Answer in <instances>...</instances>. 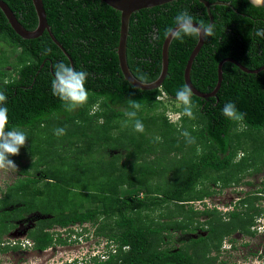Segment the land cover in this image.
<instances>
[{
	"label": "trees",
	"instance_id": "16d2710c",
	"mask_svg": "<svg viewBox=\"0 0 264 264\" xmlns=\"http://www.w3.org/2000/svg\"><path fill=\"white\" fill-rule=\"evenodd\" d=\"M4 1L24 27H37L33 0ZM208 1L230 5L211 7L214 35L205 39L193 62L191 80L202 92L216 87L218 65L224 58H235L250 70L264 66V38L255 35L257 29L264 28V5L254 6L251 0ZM43 3L52 32L71 56L74 68L88 73V100L72 113L64 111L51 92V82L54 65L62 61L73 67L70 58L47 31L37 38L20 36L0 8V43L7 46L0 47V91L7 96L8 109L6 131L16 128L28 137L27 154L9 158L16 163L29 158L17 180L0 196V251L18 249L12 244L2 246V236L18 226L16 220L34 211L46 215L28 231L33 249L38 251L68 242L78 224H93L95 234L113 247L106 259L94 258L90 264L219 263L226 237L235 232L255 235L254 226L264 208L252 199L264 198V186L240 197L227 211L219 207L195 209L193 204L215 193L212 184H251L248 177L264 167V68L246 72L231 61L225 62L217 95L193 94L194 118L183 115L182 107L175 105L173 111L180 117L172 120L169 111L176 91L186 85L185 67L198 38L172 40L162 85L142 89L125 79L119 64L120 10L102 0ZM183 10L194 22L210 23L200 0H174L133 12L127 59L140 81L159 77L164 31L174 27V17ZM154 33L160 36L156 41L152 40ZM45 45L52 50L47 56L43 54ZM129 99L142 105L137 118L144 132H135L130 122V144L123 143L120 148L115 132L127 119L123 109ZM230 101L244 113L243 121L222 115ZM56 128H65L66 134L57 137ZM184 130L195 143L186 142L181 135ZM208 178L209 182H203ZM123 187L129 191L123 192ZM157 205L165 206L170 219L147 222L142 211L155 210ZM204 215L205 227L193 226ZM58 226L69 235L63 237L64 233L55 229ZM189 228H199L206 235L199 233L174 246V231L186 235ZM214 251H218L216 255H212Z\"/></svg>",
	"mask_w": 264,
	"mask_h": 264
},
{
	"label": "clouds",
	"instance_id": "9594fccd",
	"mask_svg": "<svg viewBox=\"0 0 264 264\" xmlns=\"http://www.w3.org/2000/svg\"><path fill=\"white\" fill-rule=\"evenodd\" d=\"M251 4L254 6H258L260 4V0H251ZM173 24H174V27L166 28L163 34L166 38L170 40L183 42L186 37L207 39L208 37H212L214 35V27H215L214 24L205 25L204 23H194L192 15L187 10L180 11L174 17ZM255 35L258 37L264 38V28L257 29L255 31ZM159 38H160L159 33H154L152 35L153 41H156ZM51 51H52L51 48L47 47L46 45L44 46V52H43L44 55L47 56L51 54ZM87 77H88V73L86 71L84 70L78 71L75 68L65 64L62 61L57 62L54 65V78L51 82V92L54 96L59 98V100L62 102V107L65 112L72 113L76 111L78 108L82 107L87 102L88 91L85 87ZM141 78L143 79V77ZM162 95L164 94L163 93L160 94V96ZM192 95H193L192 88L188 85H184L183 87L179 88L176 91V95H175L176 101H174V102H177L176 106L182 107L183 115L189 117L190 119L194 118ZM209 97H213V96H209ZM6 101H7V96L4 94L3 91H0V170H7V171L14 172V171H17V165L9 157L19 154L20 148L25 145L28 137L24 131L18 130L16 128L6 131V126L8 122V115H7L8 109L6 107ZM141 107L142 105L139 101L132 100V99H129L127 101V107L123 109L124 115L127 118L122 123L123 127H127L129 123L131 122L133 130L135 132H138V133L144 132V125L142 121L137 118V113L139 112ZM173 109H174V106L169 111V115L172 118V120L178 119L180 117V113L173 111ZM222 115L226 117L228 120H231L234 122H240V121H243L244 119V113L239 112L238 109L236 108L235 103L231 101L226 103L224 107L222 108ZM65 134H66L65 128H56L54 130V135H56L57 137L63 136ZM181 135L185 138L188 144L195 143V138L192 137L191 134L187 130L182 131ZM156 140L158 141L160 140V138L156 137ZM239 199L237 201H239ZM199 202L204 203L206 207H219L217 203H213L214 205L212 206L209 203V201H207V198L204 201H199ZM236 202L230 203L229 205L231 207L230 209L234 208V204ZM227 210H224V211H227ZM263 218H264V212L257 219L260 220ZM257 222L259 221L257 220ZM88 223L90 222L78 224L77 226L73 227L75 229L74 233L76 234L79 233L76 231L77 229H80L81 230L80 233H82V234H78L79 236L84 235L85 233L89 232L92 229V227L88 225ZM258 227L259 226L257 225V227L255 228L259 230ZM85 228H87L88 230L86 231ZM15 229L16 228L11 229L10 232H13ZM55 229L58 230L57 228ZM63 229H59V230L61 232L66 231L65 228ZM18 235L19 233H16V234L13 233L12 235H7L2 240V243H1L2 246L12 244L14 246H18V248L29 250L30 253L39 252L38 250L33 249V243L31 239L29 238L28 234L25 236L23 235L18 236ZM77 240L79 241V239L77 238V239L71 240L70 242L72 241L76 242ZM108 244L109 243L106 240L103 243L102 249L101 250L98 249L100 252L95 253V254H87L88 256L87 259L86 257L80 259L79 257H76V256L75 257L66 256L63 259L64 261L62 260L61 264H90L94 260V258L95 259H106L108 256V252L113 247V246L110 247ZM49 248L43 250V252L47 251ZM9 250L12 251L13 249L10 248ZM9 250L0 251V264H2L3 262L11 263V264H36V262L33 263L32 261L20 262V263L15 261L14 263H12L11 259H9L10 257H7V258L4 257ZM94 251L96 252V250ZM259 254H264V252L262 251ZM40 264H47V263H40Z\"/></svg>",
	"mask_w": 264,
	"mask_h": 264
},
{
	"label": "rangeland",
	"instance_id": "374dc122",
	"mask_svg": "<svg viewBox=\"0 0 264 264\" xmlns=\"http://www.w3.org/2000/svg\"><path fill=\"white\" fill-rule=\"evenodd\" d=\"M0 47L7 48L5 43H0ZM18 52V51H17ZM17 52H14L12 54V57L15 58L17 55ZM8 53L11 54V50L8 48ZM177 105V102H172V107ZM125 121V119H123ZM131 126L128 125L127 127H123L122 124L117 127V131L115 132L117 134V137H120V141L118 142L115 140L116 144H121L118 145V147L122 148L123 143L125 145H129L131 140L129 139V133L131 131ZM115 144V145H116ZM132 145L129 146L128 150H130ZM28 148V143L26 142L24 146L20 148L19 153L20 154H27V149ZM117 151V150H115ZM123 152H127V149H123ZM129 154L125 155V158L128 160L129 159ZM14 163L17 165V171H7V170H0V196L3 195L2 192L6 191L7 186L13 184L20 175V170L24 164L29 163V158L27 157H22L20 163ZM130 163V162H129ZM131 165V164H130ZM172 173V172H171ZM169 174L171 179L174 181L173 174ZM252 182L251 184H246L242 183L239 185H229L226 187H222L221 184L222 182H218L216 184H212V187L215 190V193L210 197L207 198V201L213 206V203H217L219 208L221 210H227L228 208L230 209L231 207L229 206L230 203L236 202L240 197H245L246 194L249 191H255L256 189L264 186V167L255 172L253 175L248 177ZM210 179H204L203 182H209ZM152 183H154V180H152ZM199 186V185H198ZM222 187V189H221ZM123 192L129 191L126 187H123ZM145 195V192L141 193V197ZM256 205L257 202L260 204L261 207L264 208V198L261 199H252ZM207 204V203H206ZM165 205V204H164ZM164 205H157L156 209L152 210H143L142 211V217L147 221V222H152L154 224L160 222H165L169 220V213L168 210L165 209ZM208 205V204H207ZM171 208H174V206L171 204ZM195 209H204L206 208V205L204 203H201L199 201L195 202L193 204ZM240 208V207H239ZM183 215V214H182ZM46 217L45 214H42L40 212L34 211L33 213L27 214L23 219L16 220L15 222L18 223L17 228L10 233V231H7L3 236L2 240L7 236V235H12L13 233H19L18 236L20 235H27L28 230L30 228L35 227L36 224L38 223V219H42ZM206 216H202L198 222L194 223L193 226H197L198 224H202L204 227L206 225ZM180 219H183L182 216H180ZM258 222V228L256 234L253 236L250 235H244L239 232H235L232 235L226 237L223 241V245L220 248L219 251V263L215 262L213 264H264V254H259L260 252H264V218L263 219H257ZM205 223V224H204ZM92 227V229L85 233L84 235L79 236L76 233L71 234V237H69L68 242L64 244H57L51 248H49L47 251H39V252H33L30 254H27L26 257H24V260L22 262H29L32 261L33 263L36 262V264L40 263H47V264H61L62 260L68 256H76L81 258L86 257L88 258L87 254H95L100 252L99 250L102 249L103 243L106 241L104 237L98 236L95 234V227L91 223H88ZM58 230L63 229L61 227H56ZM192 228V227H191ZM64 230V229H63ZM77 232H80V229L76 230ZM188 233L186 235H183L181 231H174L175 235L173 237V245L174 246H179L182 245L183 242L182 240H189L190 238L197 237L198 234H205L206 232L201 230V229H196V230H191L190 228L187 231ZM63 237H67L69 235V232L63 231ZM79 239L70 242L71 240L74 239ZM101 242V243H100ZM100 243V244H99ZM99 249V250H98ZM96 250V252L94 251ZM218 252V251H217ZM216 251L212 253V255L217 254ZM12 253V254H11ZM22 253L19 252H12L9 250L4 257H9L11 255L12 263L15 261L20 263L22 260L23 255ZM86 254V255H85ZM64 256V257H63ZM64 261V260H63ZM218 261V260H217ZM221 261L225 263H221ZM262 262V263H261ZM2 264H11V263H5L3 262Z\"/></svg>",
	"mask_w": 264,
	"mask_h": 264
},
{
	"label": "water",
	"instance_id": "95a60500",
	"mask_svg": "<svg viewBox=\"0 0 264 264\" xmlns=\"http://www.w3.org/2000/svg\"><path fill=\"white\" fill-rule=\"evenodd\" d=\"M106 2L108 5L114 7L115 9H118L121 11V28H120V39L119 44L117 47V52L119 56V64L121 67V70L123 72V75L126 80L131 82L136 87L142 88V89H154L162 85L169 69V48L172 40L165 38L163 43V50H162V70L159 75V77L152 81V82H143L140 81L131 71L128 59H127V40L129 36V29H130V19L133 14V12H136L138 10H141L143 8H150L158 5H162L174 0H102ZM203 2L207 8V11L210 15V23L213 24L214 17L211 13V7L215 4H227L230 5L229 2L224 1H216V2H210L208 0H200ZM37 16H38V25L34 30H29L19 21L18 17L16 16L13 9L9 6L7 2L4 0H0V8L3 10V12L6 14L9 22L11 23L12 27L15 29V31L22 36L23 38H37L40 35H42L45 31L49 33L53 41L60 46V48L68 55V57L71 60L72 66L73 61L71 56L68 54L64 46L59 42V40L55 37L54 33L52 32V29L48 23L47 19V13L46 9L44 7L43 0H33ZM197 23V22H194ZM205 42V39H199L197 41L196 46L194 47L193 51L191 52L189 59L186 64L185 68V82L186 85L190 86L192 88L193 94H196L201 97H209V96H215L221 86L222 80H223V65L227 61H231L237 65H239L243 70L246 72H258L260 69H263V67L255 70H250L243 66L237 59L232 57H227L222 59L219 62L218 65V82L216 87L211 92H202L199 89H197L192 80H191V69L194 62L195 57L198 55L200 49L202 48L203 44ZM74 68V66H73Z\"/></svg>",
	"mask_w": 264,
	"mask_h": 264
},
{
	"label": "flooded vegetation",
	"instance_id": "af4514ba",
	"mask_svg": "<svg viewBox=\"0 0 264 264\" xmlns=\"http://www.w3.org/2000/svg\"><path fill=\"white\" fill-rule=\"evenodd\" d=\"M259 5H264V0H260V4ZM41 219V218H40ZM39 220V219H38ZM256 225H259L258 223ZM254 226L257 227V226ZM17 228V227H16ZM11 231V229H10ZM29 231V230H28ZM11 233V232H10ZM40 251H43V250H40ZM12 252H19V253H22L21 256L22 257V260L20 262H22L24 260V257H26L27 254H30L29 250H26V249H22V248H18V249H13ZM13 255L9 256L10 258H12Z\"/></svg>",
	"mask_w": 264,
	"mask_h": 264
}]
</instances>
